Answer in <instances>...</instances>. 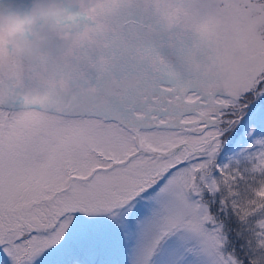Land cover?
I'll list each match as a JSON object with an SVG mask.
<instances>
[{
    "label": "snow or ice",
    "instance_id": "snow-or-ice-1",
    "mask_svg": "<svg viewBox=\"0 0 264 264\" xmlns=\"http://www.w3.org/2000/svg\"><path fill=\"white\" fill-rule=\"evenodd\" d=\"M53 12L0 15V264H264V0H169L106 78L10 104L80 47L29 39Z\"/></svg>",
    "mask_w": 264,
    "mask_h": 264
},
{
    "label": "rangeland",
    "instance_id": "rangeland-1",
    "mask_svg": "<svg viewBox=\"0 0 264 264\" xmlns=\"http://www.w3.org/2000/svg\"><path fill=\"white\" fill-rule=\"evenodd\" d=\"M110 72L99 75V78H106ZM96 78H94L95 81ZM60 96V90L45 87L43 85L36 84L35 81L25 82L24 91L19 95H13L9 92L10 104H36L37 106L52 107L58 102Z\"/></svg>",
    "mask_w": 264,
    "mask_h": 264
},
{
    "label": "bare ground",
    "instance_id": "bare-ground-1",
    "mask_svg": "<svg viewBox=\"0 0 264 264\" xmlns=\"http://www.w3.org/2000/svg\"><path fill=\"white\" fill-rule=\"evenodd\" d=\"M133 34H134V32L128 34L131 37V41L132 42H134V40H135ZM80 60L83 63V58H80ZM84 61L86 63L85 65H84V63L83 64H80V63H77L76 64L78 68L77 67L75 68V71L73 72V75L72 76H77L79 74V71H81V70L84 71V72H86V73H88L90 76L93 75V73L95 72V66H92L91 63H90L91 61H93V57H88ZM49 63H52V62L49 61ZM47 66H48V64H47ZM52 69H53V67L51 66L50 67V70H52ZM47 70L48 69H46V68L35 69L34 71H32V73H38L39 75H44L46 77V79H48L47 78L48 76H46L45 74H42V72L45 73Z\"/></svg>",
    "mask_w": 264,
    "mask_h": 264
}]
</instances>
